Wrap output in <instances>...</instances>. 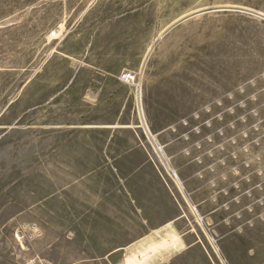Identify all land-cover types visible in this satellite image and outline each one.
Here are the masks:
<instances>
[{
    "label": "rangeland",
    "instance_id": "374dc122",
    "mask_svg": "<svg viewBox=\"0 0 264 264\" xmlns=\"http://www.w3.org/2000/svg\"><path fill=\"white\" fill-rule=\"evenodd\" d=\"M166 194L264 264V0H0V264H120Z\"/></svg>",
    "mask_w": 264,
    "mask_h": 264
},
{
    "label": "crops",
    "instance_id": "0c3cea01",
    "mask_svg": "<svg viewBox=\"0 0 264 264\" xmlns=\"http://www.w3.org/2000/svg\"><path fill=\"white\" fill-rule=\"evenodd\" d=\"M182 218L188 222L185 227ZM194 222L190 210L177 208L174 198L166 194L164 199L150 200L147 210L134 208L116 225L111 223V233L126 237L108 247L123 250L120 264H125L126 251V264H229L220 247L216 245L217 254L203 235L193 231Z\"/></svg>",
    "mask_w": 264,
    "mask_h": 264
},
{
    "label": "built area",
    "instance_id": "2783aa9c",
    "mask_svg": "<svg viewBox=\"0 0 264 264\" xmlns=\"http://www.w3.org/2000/svg\"><path fill=\"white\" fill-rule=\"evenodd\" d=\"M121 79H123L125 82L133 81V75L130 72H126L121 75Z\"/></svg>",
    "mask_w": 264,
    "mask_h": 264
}]
</instances>
